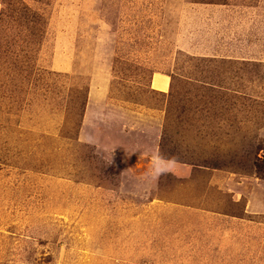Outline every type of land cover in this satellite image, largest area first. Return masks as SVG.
Listing matches in <instances>:
<instances>
[{
	"label": "rangeland",
	"instance_id": "obj_1",
	"mask_svg": "<svg viewBox=\"0 0 264 264\" xmlns=\"http://www.w3.org/2000/svg\"><path fill=\"white\" fill-rule=\"evenodd\" d=\"M0 264H264V0H0Z\"/></svg>",
	"mask_w": 264,
	"mask_h": 264
},
{
	"label": "crops",
	"instance_id": "obj_2",
	"mask_svg": "<svg viewBox=\"0 0 264 264\" xmlns=\"http://www.w3.org/2000/svg\"><path fill=\"white\" fill-rule=\"evenodd\" d=\"M156 79H157L158 83L160 84V86H165L167 83L166 78H164L162 75L157 76ZM161 89H163V88H161Z\"/></svg>",
	"mask_w": 264,
	"mask_h": 264
}]
</instances>
